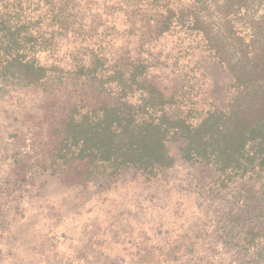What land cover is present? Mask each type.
Segmentation results:
<instances>
[{
    "label": "trees",
    "instance_id": "1",
    "mask_svg": "<svg viewBox=\"0 0 264 264\" xmlns=\"http://www.w3.org/2000/svg\"><path fill=\"white\" fill-rule=\"evenodd\" d=\"M168 35L188 43L155 51ZM193 45L226 71V95L204 98L187 72L162 77ZM171 144L219 188L260 185L237 189L203 253L184 242L161 261L224 264L229 247L227 264H264V0H0V162L21 174L0 193L6 217L22 185L49 178L155 179L174 164Z\"/></svg>",
    "mask_w": 264,
    "mask_h": 264
},
{
    "label": "rangeland",
    "instance_id": "2",
    "mask_svg": "<svg viewBox=\"0 0 264 264\" xmlns=\"http://www.w3.org/2000/svg\"><path fill=\"white\" fill-rule=\"evenodd\" d=\"M179 41L161 36L154 50L175 52L188 43ZM179 60L177 67L169 60L168 67L159 69L169 85L187 72L204 98L227 94L229 76L200 47L193 45ZM8 147L3 162L14 152ZM168 149L174 164L155 179L127 169L110 179L96 174L86 185L54 178L40 186L22 185L19 209L5 205L6 217L0 207V264H167L158 254L184 242L203 253L204 235L224 232L213 225L216 215L224 218L238 188L246 183L257 192L260 181L219 188L198 165L184 162L176 145ZM20 179L17 168L0 162V193ZM9 191L3 192L4 202L10 201ZM223 250L227 264L235 255L229 259L230 248Z\"/></svg>",
    "mask_w": 264,
    "mask_h": 264
}]
</instances>
